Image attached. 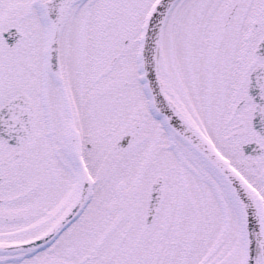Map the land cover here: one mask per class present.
<instances>
[{"label": "snow or ice", "instance_id": "obj_1", "mask_svg": "<svg viewBox=\"0 0 264 264\" xmlns=\"http://www.w3.org/2000/svg\"><path fill=\"white\" fill-rule=\"evenodd\" d=\"M0 264H264V0H0Z\"/></svg>", "mask_w": 264, "mask_h": 264}]
</instances>
